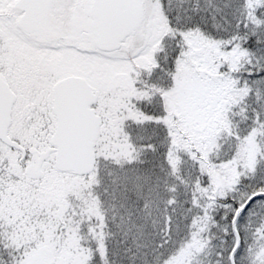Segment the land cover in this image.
<instances>
[{
    "label": "snow or ice",
    "instance_id": "1",
    "mask_svg": "<svg viewBox=\"0 0 264 264\" xmlns=\"http://www.w3.org/2000/svg\"><path fill=\"white\" fill-rule=\"evenodd\" d=\"M0 264H264V0H0Z\"/></svg>",
    "mask_w": 264,
    "mask_h": 264
}]
</instances>
